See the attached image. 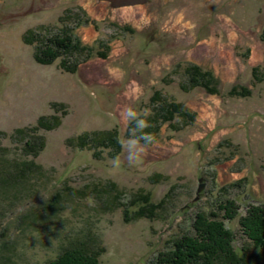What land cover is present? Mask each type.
I'll list each match as a JSON object with an SVG mask.
<instances>
[{"label": "rangeland", "instance_id": "374dc122", "mask_svg": "<svg viewBox=\"0 0 264 264\" xmlns=\"http://www.w3.org/2000/svg\"><path fill=\"white\" fill-rule=\"evenodd\" d=\"M61 33L70 50L39 62ZM126 106L154 136L134 166ZM1 152L0 264L89 245L100 264H155L200 214L264 264L239 224L264 211V0H0Z\"/></svg>", "mask_w": 264, "mask_h": 264}, {"label": "trees", "instance_id": "16d2710c", "mask_svg": "<svg viewBox=\"0 0 264 264\" xmlns=\"http://www.w3.org/2000/svg\"><path fill=\"white\" fill-rule=\"evenodd\" d=\"M45 46L46 50L42 49V56L39 58V62L50 63L61 54H66L70 50L71 37L65 33L55 34L52 38H47ZM67 71H73V69L69 67ZM195 81H197V78ZM166 112L169 114L171 112L182 114V108H180L179 104L171 103L167 104ZM38 119L37 126L39 125L41 128L48 126L41 124V119L44 118ZM35 126L31 127L30 130H34ZM33 133H36V131H33ZM107 134L109 135V132ZM93 136L96 139L100 137L98 133L90 134L88 137L92 138ZM109 141L111 140L109 139ZM29 145L26 143V146ZM111 146L113 145H108V147ZM28 148L31 150V147ZM1 153L0 176L3 178V175L7 173L3 172L2 166L3 168L5 167L4 162L7 159H4L6 152ZM30 165H33L32 161L22 164L19 174L21 178H27V175L34 176L37 173L36 171H40L39 166H33V168H36L34 170ZM253 207H255V210H250ZM221 209L225 211L223 219L231 220L237 215L238 207L232 205L231 201H226L221 206ZM250 209H247L245 216L239 219V224L253 247L258 253H261L264 252V211L257 206H251ZM198 217L195 218V222L192 225V234L182 235L178 240L173 242L171 248L159 253L155 259V264H251L248 258L246 259L243 248L238 250L234 248L233 233L225 228L224 223L219 221L217 214L213 215L215 218L213 220L205 216L204 218L202 214L198 215ZM93 246L89 245L86 248L67 247L44 264H100V253L98 250L93 249Z\"/></svg>", "mask_w": 264, "mask_h": 264}, {"label": "clouds", "instance_id": "9594fccd", "mask_svg": "<svg viewBox=\"0 0 264 264\" xmlns=\"http://www.w3.org/2000/svg\"><path fill=\"white\" fill-rule=\"evenodd\" d=\"M149 115L150 111L147 109L138 112L128 106L121 112L122 118L132 125L129 129L126 143L122 144V147L128 152L127 160L130 166L139 163L147 145L151 144L154 140L153 134L144 131L146 128L150 127V123L147 119ZM141 141L144 143L142 144ZM112 166L114 169L119 168V156L113 159Z\"/></svg>", "mask_w": 264, "mask_h": 264}, {"label": "water", "instance_id": "95a60500", "mask_svg": "<svg viewBox=\"0 0 264 264\" xmlns=\"http://www.w3.org/2000/svg\"><path fill=\"white\" fill-rule=\"evenodd\" d=\"M108 1L112 7L119 8L122 6H129V5H134L138 3H143L145 0H104ZM203 185H200L199 188L197 189V196L200 193Z\"/></svg>", "mask_w": 264, "mask_h": 264}]
</instances>
